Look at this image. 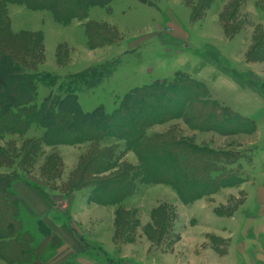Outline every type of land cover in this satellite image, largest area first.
I'll use <instances>...</instances> for the list:
<instances>
[{
    "label": "rangeland",
    "instance_id": "obj_1",
    "mask_svg": "<svg viewBox=\"0 0 264 264\" xmlns=\"http://www.w3.org/2000/svg\"><path fill=\"white\" fill-rule=\"evenodd\" d=\"M146 1L151 3L114 0L108 8L92 7L89 17L68 24L57 21L48 9L5 3L0 11V24L5 25L0 26V46L32 70L54 73L60 80L95 65H115L97 86L79 92L86 112L99 106L112 112L131 89L170 80L179 71L188 73L207 85L210 98L254 120L255 129L229 133L226 125L214 123L216 129L200 130L175 118L150 126L147 135L229 151L233 156L227 169L243 181L191 203L166 183H138L132 196L106 204L92 199L96 184L124 179L141 164L125 140L34 145L26 141L40 138L44 129L33 126L25 135L8 132L0 136V149L13 166H0V173L16 170L18 180L29 181L51 203L55 220L72 228L82 245L75 263L61 264L213 260L210 240L215 236L193 230L202 221L193 214L233 213L244 199L238 187L264 169V92L238 83L202 56L215 49L232 68L252 73L264 85V0ZM51 90L57 88L40 85L38 101ZM151 108L147 105L145 112ZM105 159L115 165L96 173ZM220 192L228 195L216 198ZM53 245L59 248L60 240L53 238ZM48 250L16 235L0 238V264L57 263L72 248Z\"/></svg>",
    "mask_w": 264,
    "mask_h": 264
},
{
    "label": "trees",
    "instance_id": "obj_2",
    "mask_svg": "<svg viewBox=\"0 0 264 264\" xmlns=\"http://www.w3.org/2000/svg\"><path fill=\"white\" fill-rule=\"evenodd\" d=\"M113 1L0 0V11L5 3H24L33 8L48 9L57 21L68 24L74 18L89 17L92 7L108 8ZM3 25L2 21L1 28ZM202 56L204 61L214 63L238 83L263 94L264 85L259 78L232 68L215 49ZM114 67L112 63L95 65L60 80L54 73L32 70L6 54L0 46V136L8 132L25 135L31 127L37 126L44 129L43 135L26 142L54 145L88 140L102 142L110 137L125 140L141 164L139 168H132L130 175L125 174L124 179L96 184L92 199L106 204L119 203L132 196L138 183H166L186 203L211 195L223 187L242 183L241 177L232 175L227 169L229 157L233 156L229 151L149 137L147 129L157 123L182 118L196 129L214 130V123H217L226 125L227 131L232 133L238 129L253 131L256 127L254 120L210 98L204 82L181 71L170 80H156L131 89L112 112L103 106L84 111L79 92L97 86ZM40 85L51 89L56 87L57 91L51 90L39 102ZM149 104L153 108L146 113ZM10 161L0 149V166L12 168ZM114 165L105 159L96 173H103ZM20 177L16 170L0 173V238L16 235L22 241L33 243L31 237H26L28 233L22 230L20 198L13 189L14 182Z\"/></svg>",
    "mask_w": 264,
    "mask_h": 264
},
{
    "label": "crops",
    "instance_id": "obj_3",
    "mask_svg": "<svg viewBox=\"0 0 264 264\" xmlns=\"http://www.w3.org/2000/svg\"><path fill=\"white\" fill-rule=\"evenodd\" d=\"M13 189L20 198L23 229L32 237L33 243L48 251H57L65 246L72 248L65 258L48 264H61L65 260L75 263L78 259L76 254L83 252L76 232L66 223L55 220L51 203L33 189L29 181L17 180ZM238 189L244 199L233 213L218 215L213 210L193 214L202 221L192 229L205 230L215 236L210 240L214 259H206L204 264H264V169L251 179H245ZM222 193L215 197L228 195L227 192ZM53 238L60 240L59 248H53ZM88 245L95 247L90 242Z\"/></svg>",
    "mask_w": 264,
    "mask_h": 264
}]
</instances>
